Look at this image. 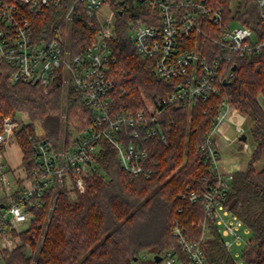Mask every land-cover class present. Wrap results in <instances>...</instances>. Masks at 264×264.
Here are the masks:
<instances>
[{
  "label": "trees",
  "instance_id": "1",
  "mask_svg": "<svg viewBox=\"0 0 264 264\" xmlns=\"http://www.w3.org/2000/svg\"><path fill=\"white\" fill-rule=\"evenodd\" d=\"M109 1L116 11V36L110 42L115 56L113 96L118 108L135 110L146 100L169 95L172 82L157 77L152 59L142 57L134 47L130 23L137 17L150 21L142 0ZM208 2L222 9L225 23L240 21L255 30L258 41L264 39L257 0H239L237 5L235 0ZM68 5L66 0L61 7L46 9L37 22L41 27L58 25ZM95 30L85 16H74L68 42L73 54L90 45ZM236 63L234 78L220 94L192 107H167L163 114L167 141L158 136L146 139L150 157L158 162L150 177L126 174L117 151L107 143L99 155L100 172L88 178L86 190L76 193V198L66 190L55 198L47 194L42 207L33 208L29 226L17 234L18 245L2 255L1 264H144L147 250L176 247L171 233L176 219L190 237L199 238L202 227L198 222L204 219V209L181 193L213 181L199 146L224 99L247 115L255 142L247 167L234 173L225 204L253 232L245 245L243 264H264V168L257 170L254 165L264 156V107L260 102L264 95V46ZM10 75L7 65L1 64L0 132L6 117L26 115L27 121L15 131L24 165H34L31 134L45 137L59 148L72 143L69 128L73 122L82 125L78 132L92 122V110L82 104L72 82L65 84L59 79L44 92L32 83L12 82ZM5 147L0 143L1 152ZM211 229L213 235L203 243L210 263L239 264L217 229Z\"/></svg>",
  "mask_w": 264,
  "mask_h": 264
},
{
  "label": "built area",
  "instance_id": "2",
  "mask_svg": "<svg viewBox=\"0 0 264 264\" xmlns=\"http://www.w3.org/2000/svg\"><path fill=\"white\" fill-rule=\"evenodd\" d=\"M65 1L0 0V65H7L11 81L32 83L41 90L49 89L59 79L65 84L72 82L82 104L92 110V122L69 145L57 148L45 137L31 134L34 165H25V172L13 181L4 170V155L0 152V186L4 192L0 198V259L4 249L11 247L13 231L19 242L20 228L30 223L33 208L42 207L47 194L55 198L62 190L72 195L86 190L88 178L100 172L99 155L107 143L117 151L126 174L150 177L158 162L150 157L146 139L158 136L167 141L163 119L167 107H192L220 94L235 76L236 60L264 46V39L258 41L250 26L237 20L225 23L222 9L212 7L208 0H142L150 21L141 17L132 21L131 38L137 53L152 59L154 74L172 82V90L165 97L146 100L135 110L121 109L113 96L115 78L111 75L115 61L110 45L116 36L115 8L109 0H68L61 23L41 27L38 16L46 9L61 7ZM257 1L264 20V0ZM74 16H85L96 26L92 42L78 54H73L68 45ZM232 107L227 99L223 100L199 146L204 164L213 172V181L204 188H189L181 193L184 199L203 207L204 219L198 222L202 233L215 227L228 250L233 243H242L238 230L247 226L225 204L234 172L220 169L215 140L226 116L220 113ZM24 117L4 119L0 143L16 141L15 131L26 122ZM243 132L240 121L237 136ZM171 233L176 247L156 253L160 260L154 264H211L203 247L204 235L190 237L178 219Z\"/></svg>",
  "mask_w": 264,
  "mask_h": 264
},
{
  "label": "rangeland",
  "instance_id": "3",
  "mask_svg": "<svg viewBox=\"0 0 264 264\" xmlns=\"http://www.w3.org/2000/svg\"><path fill=\"white\" fill-rule=\"evenodd\" d=\"M238 1L239 0H235L234 4L237 5ZM233 24H235V23H233ZM42 91L47 92L48 89L42 90ZM224 113H226L225 108L222 110V113H220V114H224ZM21 115L22 114H20V115L13 114L12 117L13 116H21ZM235 115L239 116V119H240L239 121H241L244 117V115H240V114H238V112H236ZM23 120L27 121V118L24 117ZM81 126L82 125L79 126L78 123H76V122H73L70 125L69 130L71 133V139L76 137L78 130ZM250 126H251V122L247 118L243 124V128H244L243 133H245L247 135V139H246V141H244L246 144L245 151L242 150V147L236 143L229 144L227 141H223V140L220 141L217 138V136H219V133H217V132L215 133L216 144L218 147H220V149H222V151H221L222 155L223 156L224 155H230L231 158H236V156H239V158H240L239 164L241 167L247 166L248 161L251 158L252 151L255 148V142H254V138H253L251 131H250ZM21 127L22 126H20L19 128H21ZM5 146L6 147L4 148V150H2V153L4 155V170L7 171L9 178L11 179V181H13L16 177L21 175L22 172H25V165L22 163L23 162V150H22L19 142L17 141V139H16V141L11 142ZM62 146H64V145H61L60 147H62ZM254 165H255L257 170H261L262 168H264V156L260 160H258ZM66 191H68V190H66ZM68 193L70 194V196L72 198H76L75 194L72 195L69 191H68ZM3 194H4V192L0 186V198L3 196ZM29 224L30 223H27L26 225L21 227L20 230L22 231V228L26 229L29 226ZM238 231L242 237V243H240V244H238L237 242L233 243L232 246L229 248V251L232 254V256L234 257V259L239 264H243L244 263L243 252H244L245 245H246L245 241L253 238V232L248 226H242V227H240V229ZM15 233L16 232L13 231L12 235L10 236L11 247L9 246L6 249H4L3 254L5 253V251L13 250L17 246L18 238L16 237ZM212 233H213V231H212V229H210V230H205L204 234L202 233L201 235H204L205 238L207 239L213 235ZM158 252L164 253L165 251L164 250L159 251L158 249L147 250L145 252V255L143 254L144 264H154V262H155L154 255ZM0 264H1V259H0Z\"/></svg>",
  "mask_w": 264,
  "mask_h": 264
},
{
  "label": "crops",
  "instance_id": "4",
  "mask_svg": "<svg viewBox=\"0 0 264 264\" xmlns=\"http://www.w3.org/2000/svg\"><path fill=\"white\" fill-rule=\"evenodd\" d=\"M260 102L264 107V95L260 96ZM238 112L240 115H244L243 119L241 120L242 125L247 119V115L239 112L236 108L232 107L231 109L226 111L225 118L220 122L219 124V130L217 133H219V136L217 138L221 141H227L229 144L236 143L242 147V150L245 151L246 144L244 141L241 140L240 137L237 136V128L238 124L240 123L239 116H236L235 113ZM228 118V119H227ZM216 137V135H215ZM219 148L220 153V169L222 171H241L244 170L247 166L241 167L239 162L240 158L239 156H236V158H231L230 155H222V149ZM249 163V161H248ZM248 165V164H247ZM244 168V169H243Z\"/></svg>",
  "mask_w": 264,
  "mask_h": 264
},
{
  "label": "water",
  "instance_id": "5",
  "mask_svg": "<svg viewBox=\"0 0 264 264\" xmlns=\"http://www.w3.org/2000/svg\"><path fill=\"white\" fill-rule=\"evenodd\" d=\"M236 68V65L233 66V69ZM226 84H229L228 82ZM240 139L241 140H246L247 139V135L245 133H243L241 136H240ZM154 259L156 261H159L160 260V256L159 255H155Z\"/></svg>",
  "mask_w": 264,
  "mask_h": 264
}]
</instances>
